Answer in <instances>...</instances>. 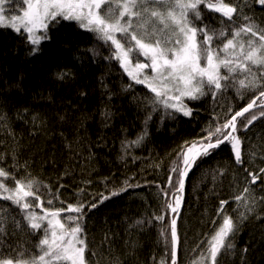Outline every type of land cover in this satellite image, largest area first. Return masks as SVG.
Segmentation results:
<instances>
[{"label": "trees", "instance_id": "16d2710c", "mask_svg": "<svg viewBox=\"0 0 264 264\" xmlns=\"http://www.w3.org/2000/svg\"><path fill=\"white\" fill-rule=\"evenodd\" d=\"M227 2L264 27V7L255 0ZM202 15L205 23L221 26L218 13L202 6ZM48 36L39 53L29 56L22 36L0 28V114L6 117L0 122V155L6 165L13 163L15 155L21 166L18 177L27 175L47 186L41 189L42 199L58 196L53 207H66L77 200L97 203L95 209L85 208L83 219L87 264L167 262L161 230L177 215L164 209V200L171 196L163 197L161 190L172 191L168 178H176L171 168L180 146L205 135L203 130L222 119L229 108L238 111L246 106L264 85L246 90L243 98L229 89L215 100L211 95L186 99L191 116H169L162 108L152 111L144 99L151 94L144 86L124 90L133 82L116 61L105 59L108 51L94 34L74 21L61 20L49 27ZM90 49L99 54L93 55ZM59 73L67 75L59 79ZM255 110L247 116L258 115L260 109ZM238 128L241 150L243 138L264 144V118L247 131L239 124ZM145 132L138 145L125 147ZM242 165L235 163L226 144L216 154L199 159L192 169L177 223V264H193L199 258L204 248L201 242L214 227L211 221L217 219L221 200L229 201L225 208L233 217L231 176ZM125 181L134 187L120 192ZM113 191L120 194L112 196ZM103 196L110 198L99 203ZM0 207L10 213L0 238V253L15 257L24 251L25 259L35 255L41 235L15 228L13 218L25 222L11 202L0 201ZM45 207L49 206L45 203ZM158 215L165 216L163 222L154 219ZM138 220L144 223L137 224ZM232 243L234 250L218 257L220 264H264V222L241 226Z\"/></svg>", "mask_w": 264, "mask_h": 264}, {"label": "snow or ice", "instance_id": "6c2138e0", "mask_svg": "<svg viewBox=\"0 0 264 264\" xmlns=\"http://www.w3.org/2000/svg\"><path fill=\"white\" fill-rule=\"evenodd\" d=\"M255 3L264 7V0H255ZM202 6L220 15L219 28L204 22ZM61 20L74 21L80 29L94 34L96 41L108 51L105 59L116 61L133 82L124 90L134 85L144 86L151 94L144 99L153 112L162 108L169 116L173 113L191 116L192 109L185 103L186 99L199 100L211 95L215 100L229 89L243 98L246 90L264 85V27L227 0H0V28H10L22 36L29 56L39 53L41 43L50 39L49 27ZM90 51L93 55L99 54L96 49ZM66 75L59 73L58 78L64 79ZM254 108L260 109L258 115L251 114L250 118L245 115ZM259 118H264V86L240 110L229 108L222 119L217 118L203 130L205 135L198 140L185 141L171 168L176 178H168L172 191L161 190L163 197L171 196V200H164V209L179 214L189 172L199 159L212 155L222 145H230L235 163L243 164L238 124L247 131ZM5 119L0 114V122ZM144 135L146 132L126 142L125 147L138 145ZM12 160L11 165H6L5 157L0 155V201L11 202L19 209L25 223L13 218L15 228L28 229L41 238L34 246L38 250L35 255L25 259L24 251L15 257H3L0 253V264H86L88 244L83 219L85 208L95 209L97 203L77 200L67 203L66 207H53L58 196L42 199L41 189L47 186L27 175L18 177L21 166L15 155ZM245 171L252 185L261 180L264 168L255 174ZM219 174L223 175V170ZM125 185L120 192L134 187L127 181ZM249 191L246 186L243 193L233 197L237 207H243L247 213L254 211L255 202L253 198L250 204L245 195ZM120 192L113 191L111 195ZM109 198L103 196L99 203ZM228 203L220 201L217 219L211 221L214 227L201 242L204 248L193 264H220L218 257L234 250L232 238L238 231L239 220L247 219V215L240 212L234 220L226 211ZM9 215L7 209L0 207V238L6 232ZM154 219L163 222L165 216H154ZM161 236L168 249V260H161L160 264H177L180 239L175 215L161 230Z\"/></svg>", "mask_w": 264, "mask_h": 264}, {"label": "rangeland", "instance_id": "374dc122", "mask_svg": "<svg viewBox=\"0 0 264 264\" xmlns=\"http://www.w3.org/2000/svg\"><path fill=\"white\" fill-rule=\"evenodd\" d=\"M254 110L255 109H253L252 111L254 112ZM252 111L250 113H252ZM248 114L245 115L247 116ZM240 119L242 120L243 118ZM242 141H243V150H241V152L243 159V165H242L243 169H239V170L235 169L231 176L232 199L230 204L232 208L231 213L233 215V219L237 220L240 212H246V210L243 207H237V203L233 200V197L235 195L243 193L244 187L248 186L250 189L249 193L245 194L249 198L250 204L253 198L255 202L253 205L254 211L251 213L246 212L247 219L239 220L238 229L248 222H256L258 224L264 222V199H262L264 198V173L260 174L261 180H258L256 184L249 185L248 181L250 180V177L247 176V171H245L247 169L248 171H251L255 174L259 172V169L264 168V152H263L264 150L262 148L264 147V144H262L261 141H253V140L245 141L244 138ZM222 147H224V145H222L221 148ZM219 150L220 149L216 150L214 153L216 154ZM192 169L189 172V175L191 174Z\"/></svg>", "mask_w": 264, "mask_h": 264}, {"label": "water", "instance_id": "95a60500", "mask_svg": "<svg viewBox=\"0 0 264 264\" xmlns=\"http://www.w3.org/2000/svg\"><path fill=\"white\" fill-rule=\"evenodd\" d=\"M188 177H186V179H185V187H186V183H187ZM184 191H185V189H184ZM183 203H184V193H183V200H182L181 208L179 209V214L176 216L177 223H178V219H179L180 214H181L182 209H183Z\"/></svg>", "mask_w": 264, "mask_h": 264}, {"label": "bare ground", "instance_id": "6f19581e", "mask_svg": "<svg viewBox=\"0 0 264 264\" xmlns=\"http://www.w3.org/2000/svg\"><path fill=\"white\" fill-rule=\"evenodd\" d=\"M255 109V108H254Z\"/></svg>", "mask_w": 264, "mask_h": 264}]
</instances>
